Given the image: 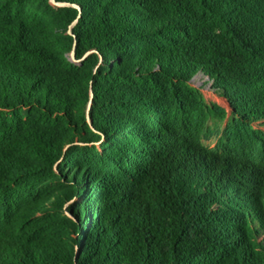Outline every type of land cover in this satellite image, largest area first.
Wrapping results in <instances>:
<instances>
[{
	"label": "trees",
	"instance_id": "obj_1",
	"mask_svg": "<svg viewBox=\"0 0 264 264\" xmlns=\"http://www.w3.org/2000/svg\"><path fill=\"white\" fill-rule=\"evenodd\" d=\"M33 1L0 0V264H264V0H60L80 66Z\"/></svg>",
	"mask_w": 264,
	"mask_h": 264
},
{
	"label": "rangeland",
	"instance_id": "obj_2",
	"mask_svg": "<svg viewBox=\"0 0 264 264\" xmlns=\"http://www.w3.org/2000/svg\"><path fill=\"white\" fill-rule=\"evenodd\" d=\"M22 12L29 14L32 20L43 21L49 26V31L55 43V47L58 50L64 52L67 60L76 65L80 66L83 61L91 54L88 53L82 59L77 58V42L74 39V29L79 25V19L70 22V17L73 14V7L75 5L62 2L60 0H48L46 4L42 5L40 2H26L24 5L20 6ZM81 15V12H79ZM90 97L93 98V93H90ZM205 99L207 103L218 104L222 109H225L228 113L227 118L223 122H219L216 119H211L208 122V135L209 140H204V143L214 147L217 144L219 137L222 135L223 131L228 125L229 118L231 116V109L228 104L220 97L216 96L211 92H205ZM90 108V107H89ZM95 145L92 150H88L91 154L90 157L94 158L103 153L104 140L93 143ZM95 159V158H94ZM59 163L57 164V166ZM63 173L56 172V175L49 181V197L58 193L59 191L65 189L67 186L65 181H62ZM72 201L67 205L70 207Z\"/></svg>",
	"mask_w": 264,
	"mask_h": 264
}]
</instances>
